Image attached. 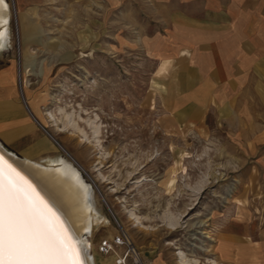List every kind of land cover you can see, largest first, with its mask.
<instances>
[{"label":"rangeland","instance_id":"obj_1","mask_svg":"<svg viewBox=\"0 0 264 264\" xmlns=\"http://www.w3.org/2000/svg\"><path fill=\"white\" fill-rule=\"evenodd\" d=\"M6 1L0 70L13 64L20 101L102 195L81 172L101 219L84 235L95 263L264 264V143L212 111L174 118L171 64L146 46L153 2ZM38 129L51 144L37 157L24 141L0 144L46 166L71 161Z\"/></svg>","mask_w":264,"mask_h":264},{"label":"crops","instance_id":"obj_2","mask_svg":"<svg viewBox=\"0 0 264 264\" xmlns=\"http://www.w3.org/2000/svg\"><path fill=\"white\" fill-rule=\"evenodd\" d=\"M150 1L156 19L146 46L171 64L166 96L174 118L199 122L212 111L220 121L233 118L235 127L250 130L252 144H263L264 0ZM23 104L9 64L0 70V141H24L19 151L33 158L51 143Z\"/></svg>","mask_w":264,"mask_h":264},{"label":"snow or ice","instance_id":"obj_3","mask_svg":"<svg viewBox=\"0 0 264 264\" xmlns=\"http://www.w3.org/2000/svg\"><path fill=\"white\" fill-rule=\"evenodd\" d=\"M0 264H84L63 221L2 157Z\"/></svg>","mask_w":264,"mask_h":264},{"label":"bare ground","instance_id":"obj_4","mask_svg":"<svg viewBox=\"0 0 264 264\" xmlns=\"http://www.w3.org/2000/svg\"><path fill=\"white\" fill-rule=\"evenodd\" d=\"M10 13L8 2L0 0L1 49L9 42ZM19 81L23 87L21 77ZM0 157L24 177L39 196L56 212L77 243L84 264H96L94 256L90 254L93 244L85 240L84 235L89 234L93 226L101 219L93 200L92 186L84 180L73 161L60 158L55 162L56 164H53L55 166L52 164L46 166L28 158L18 157L2 144H0ZM109 247L111 246L109 245ZM136 262L143 264L139 257Z\"/></svg>","mask_w":264,"mask_h":264},{"label":"water","instance_id":"obj_5","mask_svg":"<svg viewBox=\"0 0 264 264\" xmlns=\"http://www.w3.org/2000/svg\"><path fill=\"white\" fill-rule=\"evenodd\" d=\"M19 69V68H18ZM19 86L20 85V81H19ZM22 100L24 105L27 108V105L25 103V100L22 96ZM28 109V108H27ZM29 111V109H28ZM30 115L32 116V118L36 121V123L45 131V133L64 151V153L73 161L74 164H76V166L78 167V169L80 170V172L84 173L86 175V177L90 180L91 185H93V187L98 191V193L101 195V193L99 192L95 182L92 180V178L89 176V174L70 156V154L58 143V141L48 132V130L36 119V117L29 111ZM102 196V195H101ZM108 210L110 211L112 217L115 219L114 214L112 213L111 209L109 208L108 204L106 203V201L104 200ZM116 220V219H115Z\"/></svg>","mask_w":264,"mask_h":264},{"label":"built area","instance_id":"obj_6","mask_svg":"<svg viewBox=\"0 0 264 264\" xmlns=\"http://www.w3.org/2000/svg\"><path fill=\"white\" fill-rule=\"evenodd\" d=\"M118 240L121 241V243H123L121 239H118ZM102 246H103L104 249H106L109 245H108V243H107V241H106V242H104V243L102 244Z\"/></svg>","mask_w":264,"mask_h":264}]
</instances>
